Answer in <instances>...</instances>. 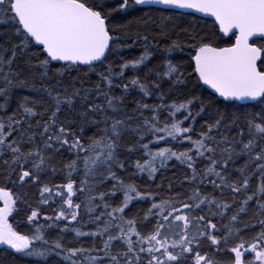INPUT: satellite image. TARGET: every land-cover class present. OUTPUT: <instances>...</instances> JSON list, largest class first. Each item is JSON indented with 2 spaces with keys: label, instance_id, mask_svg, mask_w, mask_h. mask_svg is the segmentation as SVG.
I'll use <instances>...</instances> for the list:
<instances>
[{
  "label": "snow or ice",
  "instance_id": "1",
  "mask_svg": "<svg viewBox=\"0 0 264 264\" xmlns=\"http://www.w3.org/2000/svg\"><path fill=\"white\" fill-rule=\"evenodd\" d=\"M0 264H264V0H0Z\"/></svg>",
  "mask_w": 264,
  "mask_h": 264
},
{
  "label": "trees",
  "instance_id": "2",
  "mask_svg": "<svg viewBox=\"0 0 264 264\" xmlns=\"http://www.w3.org/2000/svg\"><path fill=\"white\" fill-rule=\"evenodd\" d=\"M206 22H207L208 26L211 27V25H212V20L206 19ZM201 23H203V21H202ZM139 51H140V50H137V54L139 53ZM176 59H177V60H183V61H186V60L188 59V55H187L186 52H185V53H177V54H176ZM173 172L179 174V168H173V169L168 173V175L171 176ZM10 221H11V218H10ZM12 222L14 223V221H12Z\"/></svg>",
  "mask_w": 264,
  "mask_h": 264
},
{
  "label": "water",
  "instance_id": "3",
  "mask_svg": "<svg viewBox=\"0 0 264 264\" xmlns=\"http://www.w3.org/2000/svg\"><path fill=\"white\" fill-rule=\"evenodd\" d=\"M198 15H199V14H198ZM207 19L212 20V18H207Z\"/></svg>",
  "mask_w": 264,
  "mask_h": 264
}]
</instances>
